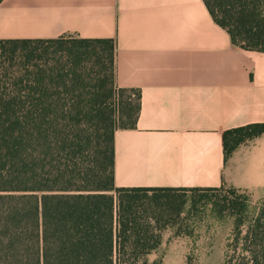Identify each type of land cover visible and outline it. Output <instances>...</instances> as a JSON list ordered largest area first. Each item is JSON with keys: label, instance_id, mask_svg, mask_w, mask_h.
Segmentation results:
<instances>
[{"label": "trees", "instance_id": "trees-1", "mask_svg": "<svg viewBox=\"0 0 264 264\" xmlns=\"http://www.w3.org/2000/svg\"><path fill=\"white\" fill-rule=\"evenodd\" d=\"M204 2L234 46L264 53V0ZM140 112L114 40H0V264H163V232L206 208L232 223L222 264H264V198L115 186V133ZM263 134L225 132L226 158Z\"/></svg>", "mask_w": 264, "mask_h": 264}, {"label": "crops", "instance_id": "crops-1", "mask_svg": "<svg viewBox=\"0 0 264 264\" xmlns=\"http://www.w3.org/2000/svg\"><path fill=\"white\" fill-rule=\"evenodd\" d=\"M111 39L116 85L141 93L115 133L117 188L264 198V134L228 158L224 134L264 125V53L232 44L204 0H3L0 40Z\"/></svg>", "mask_w": 264, "mask_h": 264}, {"label": "rangeland", "instance_id": "rangeland-1", "mask_svg": "<svg viewBox=\"0 0 264 264\" xmlns=\"http://www.w3.org/2000/svg\"><path fill=\"white\" fill-rule=\"evenodd\" d=\"M53 49H50L52 56ZM230 189L226 187L227 191ZM249 197L252 203L261 200ZM231 232L230 219L211 208L187 213L163 232L162 245L150 260L160 258L163 264H222Z\"/></svg>", "mask_w": 264, "mask_h": 264}]
</instances>
